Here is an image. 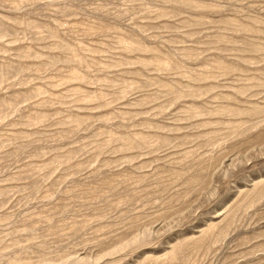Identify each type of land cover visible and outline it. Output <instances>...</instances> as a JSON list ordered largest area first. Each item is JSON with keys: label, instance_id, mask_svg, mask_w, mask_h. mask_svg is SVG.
Listing matches in <instances>:
<instances>
[{"label": "rangeland", "instance_id": "obj_1", "mask_svg": "<svg viewBox=\"0 0 264 264\" xmlns=\"http://www.w3.org/2000/svg\"><path fill=\"white\" fill-rule=\"evenodd\" d=\"M0 264H264V0H0Z\"/></svg>", "mask_w": 264, "mask_h": 264}]
</instances>
